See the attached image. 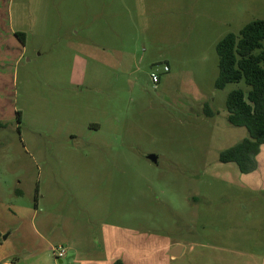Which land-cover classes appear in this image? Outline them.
<instances>
[{
  "label": "rangeland",
  "instance_id": "1",
  "mask_svg": "<svg viewBox=\"0 0 264 264\" xmlns=\"http://www.w3.org/2000/svg\"><path fill=\"white\" fill-rule=\"evenodd\" d=\"M4 13L25 42L0 45V231L15 259L44 250L20 264L264 257V192L218 160L247 136L225 99L248 87L214 88L216 43L264 20V0H9Z\"/></svg>",
  "mask_w": 264,
  "mask_h": 264
},
{
  "label": "trees",
  "instance_id": "2",
  "mask_svg": "<svg viewBox=\"0 0 264 264\" xmlns=\"http://www.w3.org/2000/svg\"><path fill=\"white\" fill-rule=\"evenodd\" d=\"M14 36L24 42L23 33L15 32ZM215 53L218 74L214 88L222 89L228 83L239 81L248 87L246 91H230L225 99L226 122L244 128L247 136L221 151L218 160L234 163L240 174H247L255 169V155L264 144V20L246 23L237 35L226 34L216 43ZM203 112L206 117L213 116L207 107ZM16 121H19L18 113ZM4 128L0 122V131ZM113 264L122 262L116 260Z\"/></svg>",
  "mask_w": 264,
  "mask_h": 264
},
{
  "label": "crops",
  "instance_id": "3",
  "mask_svg": "<svg viewBox=\"0 0 264 264\" xmlns=\"http://www.w3.org/2000/svg\"><path fill=\"white\" fill-rule=\"evenodd\" d=\"M8 3H9V0H0V12H1L0 14V45L7 43L9 39H15L14 33L16 31H14V29L12 28L10 20L8 18L6 19L5 18L6 16H4L5 14L4 11L6 10V5H8ZM11 46L13 47L14 52L20 51V49L24 50V44L19 45L16 42H13ZM241 176H242L243 183L247 187H249L251 190H254L257 192H264V144L259 147V151L255 155V169L250 173L241 174ZM35 207H36V204H35ZM2 235H3V232L0 231V236L2 237ZM183 249L184 248L182 247V250L179 256L182 254ZM11 250H12L11 246L7 244L6 238L4 240L1 239L0 264H20V261L26 262L30 259L31 260L33 258L35 259L44 253V250L41 249L35 252L34 254H30L29 256L27 255L26 257L15 259L16 257L12 255L13 252ZM254 264H264V257L259 258L258 261H256Z\"/></svg>",
  "mask_w": 264,
  "mask_h": 264
},
{
  "label": "built area",
  "instance_id": "4",
  "mask_svg": "<svg viewBox=\"0 0 264 264\" xmlns=\"http://www.w3.org/2000/svg\"><path fill=\"white\" fill-rule=\"evenodd\" d=\"M163 71L164 72H167L168 71V69H167L166 66L163 67ZM150 79H151V82L153 84H156L158 82L157 74L151 73L150 74ZM51 252H52L53 256L55 258H58V259L62 258L65 255V250L63 248H61V247H58L56 249L55 248H52Z\"/></svg>",
  "mask_w": 264,
  "mask_h": 264
},
{
  "label": "water",
  "instance_id": "5",
  "mask_svg": "<svg viewBox=\"0 0 264 264\" xmlns=\"http://www.w3.org/2000/svg\"><path fill=\"white\" fill-rule=\"evenodd\" d=\"M147 158L154 162L155 161V157L153 155H148ZM6 238V236H2L1 239L4 240ZM182 250V246L180 245H176L173 246L172 248H170V250L168 251V255L172 258H177L179 257V254L181 253Z\"/></svg>",
  "mask_w": 264,
  "mask_h": 264
}]
</instances>
